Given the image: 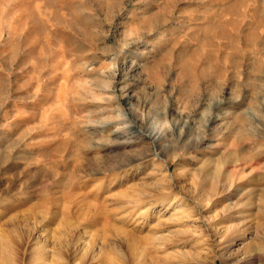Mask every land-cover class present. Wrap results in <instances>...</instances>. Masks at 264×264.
Wrapping results in <instances>:
<instances>
[{
    "label": "rangeland",
    "instance_id": "374dc122",
    "mask_svg": "<svg viewBox=\"0 0 264 264\" xmlns=\"http://www.w3.org/2000/svg\"><path fill=\"white\" fill-rule=\"evenodd\" d=\"M0 264H264V0H0Z\"/></svg>",
    "mask_w": 264,
    "mask_h": 264
},
{
    "label": "bare ground",
    "instance_id": "6f19581e",
    "mask_svg": "<svg viewBox=\"0 0 264 264\" xmlns=\"http://www.w3.org/2000/svg\"><path fill=\"white\" fill-rule=\"evenodd\" d=\"M231 7V6H230ZM233 7V6H232ZM235 7V6H234ZM226 8V7H225ZM223 9V8H222ZM228 9V8H227ZM221 10V9H220ZM229 10V9H228ZM229 11H231V9L229 10ZM233 12V11H232ZM239 14V13H238ZM236 16H237V14H236ZM222 19V18H221ZM227 19V18H226ZM225 20V19H224ZM218 24V23H217ZM217 26V25H216ZM236 26V25H235ZM229 27V26H228ZM238 29V28H237ZM223 31V30H222ZM223 33V32H222ZM224 36V35H223ZM249 161H247L246 163H248ZM21 237V239L23 240V237L22 236H20ZM7 241V240H6Z\"/></svg>",
    "mask_w": 264,
    "mask_h": 264
}]
</instances>
